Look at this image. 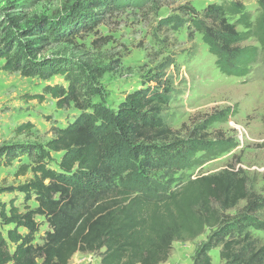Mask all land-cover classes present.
<instances>
[{"label": "trees", "instance_id": "obj_1", "mask_svg": "<svg viewBox=\"0 0 264 264\" xmlns=\"http://www.w3.org/2000/svg\"><path fill=\"white\" fill-rule=\"evenodd\" d=\"M104 4L82 0L62 19L0 29V71L43 81L62 78L63 83L45 84L29 98L49 96L57 108L72 105L78 112L64 127H54L53 138L43 145H0L1 166L25 156L29 161L16 174L31 173L25 183L0 187V194L23 196L22 210L16 197L0 201V264H69L76 253H100V264H160L174 242L192 240L206 228L212 232L193 264H212V248H219L222 264H264V243L251 233L264 232V223L254 216L264 209V189L262 196L249 190L240 163L177 183L178 173L235 143L208 140L199 129L179 138L166 112L175 91L169 79L154 74L108 107L93 101L101 94V69L89 71L64 55L43 56L53 44L71 43L77 33L92 30L102 19L98 13L111 8ZM258 6L253 18L241 1L223 0L189 19V36L201 35L223 76L244 77L256 63L264 66V0ZM247 39L255 44L242 45ZM232 114L221 111L206 119L202 131ZM30 128L26 122L17 132ZM241 201L246 204L239 215L226 213ZM43 222L47 229L37 242Z\"/></svg>", "mask_w": 264, "mask_h": 264}, {"label": "rangeland", "instance_id": "obj_2", "mask_svg": "<svg viewBox=\"0 0 264 264\" xmlns=\"http://www.w3.org/2000/svg\"><path fill=\"white\" fill-rule=\"evenodd\" d=\"M82 0H0V29L16 31L39 18L62 19L68 10ZM223 0H104L111 8L98 13L101 21L92 30L77 33L73 41L53 44L44 55H64L87 70L95 68L103 74L97 79L101 94L93 101L115 107L125 96L143 86L151 76L169 79L175 89L166 112L171 115V126L179 138L188 137L193 130H201L208 140L231 139L235 146L213 158L201 162L181 175L177 183L196 175L220 172L227 164L240 163L250 191L262 196L264 189V66L256 63L244 77H227L219 73L214 57L203 43L201 35L189 36V19L201 17L204 7ZM253 18L259 12V0H239ZM108 4H104L108 6ZM101 9V8H98ZM102 10V9H101ZM187 11V13H186ZM1 31V30H0ZM242 45H254L247 39ZM1 64V62H0ZM48 83H63L53 77L43 81L24 77L19 72L0 71V145L31 143L43 145L53 138L54 127L68 123L77 110L71 105L57 108L49 96L42 101L29 96L42 92ZM221 111L232 116L214 121L205 130V120ZM31 128L21 133L23 123ZM57 154L55 158L58 160ZM29 159L21 156L9 166L0 165V187H15L28 181L31 173L17 176L21 163ZM55 167L54 162L51 163ZM16 197L23 209L19 192L0 194V201ZM245 201L226 213L239 215ZM32 208L36 203L28 202ZM264 223V209L254 215ZM43 220L41 217H37ZM47 229L43 222L36 241ZM212 230L192 240L172 244L168 259L160 264H193L196 250L206 243ZM253 236L264 243V232L251 229ZM219 248L209 250L212 264H222ZM69 264H100V253H76Z\"/></svg>", "mask_w": 264, "mask_h": 264}, {"label": "crops", "instance_id": "obj_3", "mask_svg": "<svg viewBox=\"0 0 264 264\" xmlns=\"http://www.w3.org/2000/svg\"><path fill=\"white\" fill-rule=\"evenodd\" d=\"M68 121H70V120L68 119ZM66 124H67V123H66ZM66 124H65V125H66ZM65 125H64V126H65ZM64 126H62V127H64Z\"/></svg>", "mask_w": 264, "mask_h": 264}]
</instances>
